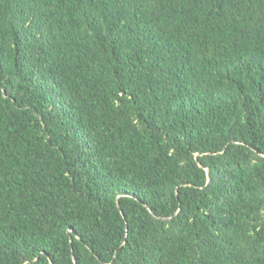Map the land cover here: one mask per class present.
<instances>
[{
  "label": "trees",
  "instance_id": "trees-1",
  "mask_svg": "<svg viewBox=\"0 0 264 264\" xmlns=\"http://www.w3.org/2000/svg\"><path fill=\"white\" fill-rule=\"evenodd\" d=\"M0 264H264V0H0Z\"/></svg>",
  "mask_w": 264,
  "mask_h": 264
}]
</instances>
